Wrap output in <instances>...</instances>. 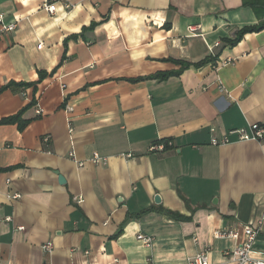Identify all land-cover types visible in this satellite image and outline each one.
<instances>
[{
    "label": "crops",
    "instance_id": "crops-1",
    "mask_svg": "<svg viewBox=\"0 0 264 264\" xmlns=\"http://www.w3.org/2000/svg\"><path fill=\"white\" fill-rule=\"evenodd\" d=\"M256 8L0 0V14L18 22L0 36V89L33 84L0 93V122L29 121L22 131L0 124V264H189L203 251L209 264H234L226 252L249 224L260 227L252 256L264 252V141L211 144L264 120V29L230 43L264 21ZM175 61L190 66L131 81L178 71ZM166 139L172 151H150ZM96 154L106 162L94 164Z\"/></svg>",
    "mask_w": 264,
    "mask_h": 264
},
{
    "label": "built area",
    "instance_id": "built-area-1",
    "mask_svg": "<svg viewBox=\"0 0 264 264\" xmlns=\"http://www.w3.org/2000/svg\"><path fill=\"white\" fill-rule=\"evenodd\" d=\"M57 1V0H56ZM69 7V6H68ZM43 9L48 12L50 15L55 14V9L53 7V4H45L43 6ZM18 28V22L16 20L10 21L7 20L6 16L4 14H0V36L3 33H12L15 32ZM194 31V30H193ZM220 44H216V47L219 46ZM221 91L230 93L222 86H220ZM38 114L41 113L40 110L37 111ZM231 135L237 136L236 141H257V142H262L264 141V120L255 124H251L248 129H235L231 130L227 135H225L222 139H218L216 137H213L211 140V144L213 146H222V145H227L231 144ZM157 150H164V145H152L150 148V151L154 152ZM70 156L75 160L74 154H70ZM126 157L128 158H134L132 154H127ZM91 161L96 164H102L106 162L105 158L100 157L98 154L93 156ZM79 165L82 166L83 162H79ZM19 196H13V199L18 198ZM7 221H10L8 219ZM23 228L21 227L20 230ZM242 234L244 236V241L237 246L234 250L226 252V256L234 262V264H264V252L259 253L258 257H253L252 254L254 253V245L256 244V241L258 239V236L260 234V227L254 225V224H249L243 228ZM215 237L220 238V237H232L235 239H238L240 237V232L239 231H229V232H215L214 234ZM138 239L143 241L144 244L147 247L151 246L152 240L149 237H146L144 235H139ZM43 249L51 253L53 249V244L48 243L43 246ZM189 264H209L208 260V254L206 251H203L199 254H197L194 258L190 260Z\"/></svg>",
    "mask_w": 264,
    "mask_h": 264
},
{
    "label": "trees",
    "instance_id": "trees-1",
    "mask_svg": "<svg viewBox=\"0 0 264 264\" xmlns=\"http://www.w3.org/2000/svg\"><path fill=\"white\" fill-rule=\"evenodd\" d=\"M246 4L253 6L256 10H257V6L260 5H264L263 0H246ZM98 24L94 23L91 25L90 28H94L95 26H97ZM264 29V21L261 22L258 25L255 26H250V27H245L242 30H240L237 33V36L230 42L232 45L238 43L243 37L244 35L248 34V33H254V32H259L262 31ZM209 62V59L204 60L200 63L194 64L195 67H199L205 63ZM175 63L180 64L181 65V69L178 71H170V72H160L145 78H137V79H133L131 80L132 82H139L142 80H159V81H165L167 79H169L172 76H179L186 68H188L190 66V64L183 62V61H175ZM44 77H46V73H40V80L44 79ZM33 84H29V83H9L8 85L4 86L2 89H0V93L7 90V89H12L13 91H16L19 88H27V87H31ZM29 121L27 120H23L21 117V113H18L15 116L9 117V118H5L3 119L0 124H18V128L22 131L26 128V126L28 125ZM164 145V152H169L172 151L174 149V143L172 139H166V140H161L158 142H155L154 145ZM151 209H148L144 212H142L140 215H143L145 213L150 212ZM161 213L164 214L167 217H170L172 219H177V220H188L189 218L182 216L181 214L172 212V211H164L161 210ZM139 215V216H140ZM115 237V236H114Z\"/></svg>",
    "mask_w": 264,
    "mask_h": 264
},
{
    "label": "water",
    "instance_id": "water-1",
    "mask_svg": "<svg viewBox=\"0 0 264 264\" xmlns=\"http://www.w3.org/2000/svg\"><path fill=\"white\" fill-rule=\"evenodd\" d=\"M59 176V182L61 184H65V179L63 178V176L61 174H58ZM155 203L156 204H161L162 203V198L160 197V195H156L155 196Z\"/></svg>",
    "mask_w": 264,
    "mask_h": 264
}]
</instances>
